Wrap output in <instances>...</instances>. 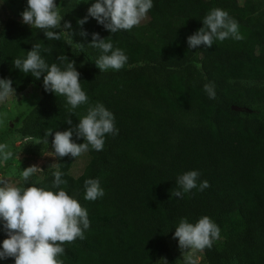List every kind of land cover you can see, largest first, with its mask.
Masks as SVG:
<instances>
[{
  "label": "trees",
  "instance_id": "1",
  "mask_svg": "<svg viewBox=\"0 0 264 264\" xmlns=\"http://www.w3.org/2000/svg\"><path fill=\"white\" fill-rule=\"evenodd\" d=\"M56 3L57 0H54ZM95 0H60L62 22H70L73 43L57 40L65 66L75 61L88 103L72 110L63 96L46 92L42 79L15 69L12 61L26 58L31 47L20 36L25 24H0V79L12 80L15 92L31 86L41 99L21 121L23 138L46 139L51 130L78 124L87 108L103 104L114 116L118 134L105 137L100 152L89 150V162L74 178L75 158H55L63 172L61 185L88 212L90 227L83 240L65 243L63 264H157L168 259V243L181 218L196 223L208 216L220 228V238L202 253L204 264H264V0H152L144 22L110 34L89 17ZM213 8L228 12L244 37L214 41L188 49L187 37L203 27ZM110 38L128 60L119 71L95 66L100 52L87 46L91 34ZM146 46L145 59L138 58ZM215 85V99L203 91ZM232 107L238 110H233ZM71 118L72 125L66 124ZM53 136L48 137L51 147ZM74 143H83L76 139ZM201 173L197 188L177 198L176 178L187 171ZM87 179H98L105 195L84 199ZM53 172L30 178L25 187L52 188ZM209 187L199 191V183ZM22 184V182L20 183ZM0 220V243L7 238ZM12 259L9 258L8 261ZM2 260H0L1 262Z\"/></svg>",
  "mask_w": 264,
  "mask_h": 264
},
{
  "label": "clouds",
  "instance_id": "2",
  "mask_svg": "<svg viewBox=\"0 0 264 264\" xmlns=\"http://www.w3.org/2000/svg\"><path fill=\"white\" fill-rule=\"evenodd\" d=\"M153 7L152 0H95L87 9L86 15L77 20L81 27L79 35L87 37L89 34L82 26L89 17L96 20L97 24L110 34L121 30H131L146 19L147 13ZM22 23L42 31L48 40H59L61 35L67 37L69 44L73 43V31L70 22L61 25L63 17L60 15L58 5L54 0H27L25 9L20 13ZM203 27L187 37L188 49H196L203 45L211 48L214 41L223 42L226 39L236 41L244 37L239 32L238 22L231 18L227 11L213 8L202 20ZM59 31H53V30ZM82 53L86 47L99 50L100 55L95 60V66L101 72L108 70L119 71L126 64L128 57L120 48H114L110 38H101L98 33L91 34V43L87 46L74 43ZM41 46L35 44L27 51L26 58H16L12 61L15 69L22 73H31L35 79L43 76V88L55 96H63L70 109L74 110L88 103V96L81 87L80 73L76 70L74 60H70L62 70L56 63L49 66L40 54ZM49 51V49H45ZM63 62L67 56H60ZM12 80L0 79V103L6 102L10 97H15ZM203 91L209 99H215V85L211 82L203 86ZM113 114L101 103L87 108L86 115L82 116L74 127L65 131L49 130L46 139L37 141L36 144L48 145V137L53 136L49 152L54 158L70 155L79 157L89 150L100 152L104 148L105 137H115L118 130L115 127ZM66 124L72 125L71 118ZM83 139L77 144L72 140ZM14 158V152L7 143H0V167L6 166L7 161ZM19 159V157H16ZM38 165H32L20 171L22 184L10 185L0 180V220L7 236L0 243V260L13 259L14 264H63L58 259L65 253L64 244L72 243L76 239L83 240L84 232L90 227L88 212L77 199L70 196L61 185L67 181L62 179L63 172H53L52 188L57 191L45 190L35 186L25 187L34 174H42ZM199 171H187L176 178L177 190L172 195L183 198L184 193L197 188ZM87 201L102 198L105 193L98 179H87L84 182ZM207 180L199 183V191L209 187ZM220 238V228L208 216H203L196 223H189L186 218H181L175 228L173 239L178 241L182 256L186 253H203L211 249L213 242ZM167 264L161 258L157 264ZM184 264H195L191 256Z\"/></svg>",
  "mask_w": 264,
  "mask_h": 264
},
{
  "label": "rangeland",
  "instance_id": "3",
  "mask_svg": "<svg viewBox=\"0 0 264 264\" xmlns=\"http://www.w3.org/2000/svg\"><path fill=\"white\" fill-rule=\"evenodd\" d=\"M56 4L59 10L60 0H57ZM26 5L27 0H0V24L9 20L22 22L20 13L25 9ZM61 25H63L62 21ZM25 26V30L20 36L22 44L31 48L33 45L39 44L41 46L40 54L45 62L49 66L56 63L63 70L65 64L58 59L61 56V52L57 40H48L42 31L30 28L28 25ZM61 37L68 41L64 35H61ZM45 49H49V51H45ZM146 52V46H140L137 53L138 58L141 60L145 59ZM41 79L43 82V76H41ZM247 84L250 86H264V82H248ZM40 99V88L31 86L24 92H15V97H10L6 102L0 103V143H7L10 146V150L14 152V158L7 161L6 166L0 167V180H4L10 185L20 184L22 182L20 171L32 165H38L43 173L34 174L31 178L41 179L45 173L57 170L55 158L49 154V152L53 151L52 147L46 144H36L40 140L23 138L16 132L21 121L37 105ZM16 157H19V159ZM88 162L89 155L87 153L76 157L72 163L70 174L77 178L82 174ZM168 253L167 264H184V261L189 256H191L195 264H204L202 253L189 252L182 256L178 241L175 239L169 241ZM0 264H14V260H2Z\"/></svg>",
  "mask_w": 264,
  "mask_h": 264
},
{
  "label": "water",
  "instance_id": "4",
  "mask_svg": "<svg viewBox=\"0 0 264 264\" xmlns=\"http://www.w3.org/2000/svg\"><path fill=\"white\" fill-rule=\"evenodd\" d=\"M232 109H233V110H238V109H237V108H235V107H232Z\"/></svg>",
  "mask_w": 264,
  "mask_h": 264
}]
</instances>
